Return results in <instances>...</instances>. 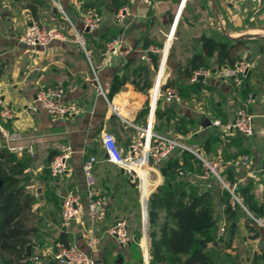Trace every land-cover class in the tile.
Listing matches in <instances>:
<instances>
[{
  "label": "crops",
  "instance_id": "crops-1",
  "mask_svg": "<svg viewBox=\"0 0 264 264\" xmlns=\"http://www.w3.org/2000/svg\"><path fill=\"white\" fill-rule=\"evenodd\" d=\"M81 1L84 7L96 8L102 16L100 26L84 34L85 48L97 80L78 45L55 41L47 48H29L20 41L25 28L33 22L64 34L69 33L70 25L82 31L72 0H59L62 12L52 8L47 0H0V111L6 108L13 113L12 119L1 123L13 139L9 145H31L35 152L33 160L16 155L27 159L25 173L31 179L28 191L35 200L27 214L26 227L32 241L30 258L39 256L40 261L30 264H55L50 257L58 243L76 247L90 256L93 264H145V253L141 249V245H145L149 264L147 226L144 234L142 218H138L133 204L132 188L136 183L106 161L100 137L104 132L112 133L125 154L137 134L136 127H144L150 120L154 131L155 110L172 108L173 103H166L158 96L151 111L153 87L147 95L135 91L132 85L123 87L110 101L106 95L113 76L116 72L121 75V68L128 59H139L149 66V54H158L161 59V55L152 50L167 49L164 66L160 68L159 61L154 83L159 71H162L161 86L177 80L176 68L187 65L194 54L201 52L203 35L230 43L241 38L236 49L237 61L251 64L244 87L237 89L231 81L216 75L197 80L203 86L199 95L181 98L172 108L177 118L189 122L185 126L188 133H178L170 125L160 134L178 137L189 150L208 161L218 162L220 175L230 183L253 184L255 200L264 203V0H157L149 5L136 0ZM121 7H127L128 16L118 24L115 13ZM171 32L173 35L168 41ZM116 35L123 41L120 52L104 62L106 45ZM144 43L148 44L147 49ZM158 44L162 48L155 47ZM208 65L206 69L212 73L220 70L215 57L208 59ZM97 84L104 97L98 94ZM42 86L62 87L63 103L75 105L79 113L63 121L51 119L35 102ZM249 91L255 96L251 108L255 134L244 138L226 126L233 120L239 101ZM147 106L148 114L143 115ZM214 121L222 126H212ZM2 147L7 148V144L0 137ZM65 152H71L70 174L50 177L46 170L49 161ZM180 152L174 151L171 157L180 159ZM93 155L98 159L94 168L95 189L107 204L105 219L98 223L91 222L87 215L88 200L81 169L83 160ZM242 157L247 159L246 166L232 165ZM192 168L180 169L186 172L182 177L199 190L211 191L217 226L227 225L224 210L229 199L227 203L223 200L224 191L214 179L206 188L197 178L202 172L201 165ZM178 171L163 177L156 167L146 177V171L141 170L140 204L143 206L149 192L155 191L165 180L182 178L177 176ZM70 190L77 194L81 212L64 226L61 204ZM243 211L252 218L246 208ZM244 213H236V221L232 223L236 228L228 249L222 244L217 249L206 245L208 250L214 251L216 264H253L254 258L264 253V234L253 238L254 233L245 225ZM253 220L257 224V219ZM117 221L127 224L129 241L125 245H119L107 233V228ZM137 237L139 242L135 245ZM228 237L226 230L223 239L228 240Z\"/></svg>",
  "mask_w": 264,
  "mask_h": 264
},
{
  "label": "trees",
  "instance_id": "trees-1",
  "mask_svg": "<svg viewBox=\"0 0 264 264\" xmlns=\"http://www.w3.org/2000/svg\"><path fill=\"white\" fill-rule=\"evenodd\" d=\"M239 46V41L223 42L213 36L203 35L200 40L201 52L194 54L187 65L176 68L179 78L163 84L160 91L163 92L169 87L177 88L182 99L199 95L203 86L199 81L190 83L193 73L206 69L209 66L208 59L213 57L220 69L233 64L237 61L236 49ZM143 47L147 49L148 44L144 43ZM155 47L162 48V45ZM148 57L151 66L131 58L121 68V75L115 73L106 95L109 101L126 85H132L135 91L147 95L148 90L153 87V79L160 61L158 54L151 53ZM142 114H148V106ZM155 121V133L167 131L170 125L178 133H188L185 126L189 122L177 118L176 111L172 108L155 110ZM180 154V159L171 155L157 166L163 177L180 169H193V165L200 167V161L188 151H182ZM27 159L10 153L7 148H0V264H30L24 257L25 247L32 243L26 222L27 214L35 200L28 191L31 179L25 173ZM252 185L249 183L238 186L237 193L243 197V205L252 218H263L264 221V203L255 200ZM223 195V200L227 203L228 194L224 192ZM212 198L211 191L193 187L186 177L165 180L150 194L146 220L149 264H216L214 251L202 249L199 242L203 241L214 249L222 244L228 249L236 228L235 224H231L236 221L237 211H244L240 207L232 209L226 204L224 215L229 237L228 240H217V222L213 217ZM244 216L248 231L254 233L253 238L258 237L259 233L264 234V229L251 217L245 213ZM62 241L66 244L64 239ZM138 242L137 237L134 244L138 245ZM262 259L264 254L255 257L253 264H258Z\"/></svg>",
  "mask_w": 264,
  "mask_h": 264
},
{
  "label": "built area",
  "instance_id": "built-area-1",
  "mask_svg": "<svg viewBox=\"0 0 264 264\" xmlns=\"http://www.w3.org/2000/svg\"><path fill=\"white\" fill-rule=\"evenodd\" d=\"M53 4L59 11L62 9L59 4V0H47ZM139 3L149 5L157 0H136ZM73 6L76 12L80 16L82 24V31H78L72 25L68 34L58 31L54 28H48L41 26L35 22L28 25L20 41L23 45L29 48H47L51 43L55 41H61L68 44L78 45L86 54L87 59L91 65L90 58L86 51L85 43V31L94 32L102 23V16L96 8L84 7L81 0H72ZM128 16L127 7L119 8L115 13V21L118 24H122L125 18ZM173 32H171L167 38L168 41L172 38ZM122 37L116 35L106 45V49L103 53L104 62L110 57L119 54L122 47ZM167 49L152 50V52L159 53L161 55L160 68H163L165 63ZM145 60H148L145 59ZM251 69V64L248 61L239 60L235 61L231 65L222 67L217 72H211L207 69H199L193 73L191 82H196L198 78L206 79L212 75L227 79L232 82L233 86L237 89H242L244 83L248 77V73ZM92 73L96 78V71L91 65ZM161 73L157 74L156 81L153 86V94L151 96L150 110H154V105L158 96L162 97L166 103L178 104L181 102V97L177 89L173 87L166 88L163 92H160L161 87ZM97 92L100 96H103V92L100 86L97 84ZM64 90L59 86H42L35 98V102L42 108V110L53 120L63 121L67 118L75 117L79 110L73 104L63 103ZM255 104V96L252 92H247L245 96L239 101V106L235 112L234 118L226 128L230 131H234L237 135L245 138H251L255 134L254 116L251 108ZM13 113L4 108L0 111V120L8 121L12 119ZM0 121V137H2L7 144V150L15 155H25L28 159L33 160L35 158V152L31 145H9L13 139L9 136L7 131L2 126ZM212 126L221 127L222 125L218 121L212 122ZM137 134L135 138L131 140L128 145L127 152L124 154L118 146L117 140L112 133L104 132L101 134L100 141L102 149L106 156V161L117 168L121 169L128 178L133 182L139 184V191L141 190V170L146 171L145 175L148 177L149 172L156 168L161 162L168 159L174 151H188L191 152L201 163L202 172L197 178L205 184L206 188L210 187L209 181L214 179L219 187L228 194V206L232 209L240 207L245 210L243 205V198L237 193L238 183H230L220 175V164L218 162H212L204 159L199 153L189 150L184 146L180 138L169 137L162 134L155 133L152 129V122L148 120L144 127H136ZM71 157V152H65L61 155L53 157L47 165V173L50 177H58L61 175H69L70 170L68 162ZM98 164L96 156H88L82 163V174L85 183L86 195H87V215L91 222H102L106 216V201L103 197L97 193L96 179L94 176V168ZM232 165L246 166L247 159L242 157L239 160L233 161ZM186 172L180 170L177 172L178 177L185 176ZM149 188V187H148ZM151 191L148 194L150 195ZM148 197L146 202L148 201ZM78 196L74 191H68L63 197L61 204L60 217L62 224L66 226L72 221L81 211L78 207ZM142 205V203H141ZM257 224L264 228V222L261 219L256 220ZM227 230L225 223L218 226L216 231V239L223 238ZM108 235L114 237L119 245H125L129 241V235L127 230V224L125 221H117L107 228ZM141 249L145 253L144 263L147 264V250L145 245H141ZM264 254V253H263ZM29 262L38 263L40 261L39 256H34L28 259ZM50 261L55 264H93V260L87 254L81 252L74 246H67L62 243H58L55 246V252L51 255ZM264 264V259L261 260Z\"/></svg>",
  "mask_w": 264,
  "mask_h": 264
},
{
  "label": "water",
  "instance_id": "water-1",
  "mask_svg": "<svg viewBox=\"0 0 264 264\" xmlns=\"http://www.w3.org/2000/svg\"><path fill=\"white\" fill-rule=\"evenodd\" d=\"M178 15H179V12L177 14L176 19L178 18ZM85 33H88V31L86 30ZM239 40H241V38L236 39V41H239ZM198 80H203V78H198ZM171 107L174 108L175 104L174 103L171 104ZM162 182H164V179L162 180ZM146 220H147V202H145V204L142 206V228L144 230V234H146ZM232 226H233V224H232ZM217 229H218V226L215 227L216 231H217ZM199 243H200L202 249L206 248V244L203 241H200ZM24 257L26 259H29L31 257V246L30 245H27L25 247Z\"/></svg>",
  "mask_w": 264,
  "mask_h": 264
},
{
  "label": "rangeland",
  "instance_id": "rangeland-1",
  "mask_svg": "<svg viewBox=\"0 0 264 264\" xmlns=\"http://www.w3.org/2000/svg\"><path fill=\"white\" fill-rule=\"evenodd\" d=\"M50 5L52 6V8H55L56 10H58L53 4L50 3ZM150 179L153 180L154 176L151 175ZM132 194H133V196H132L133 197V204L135 205V211L137 213V216H138V218L139 217L142 218V210H141L142 205L140 204L141 198H140V194H139V184L136 183L134 185V187L132 188ZM0 258H1V255H0Z\"/></svg>",
  "mask_w": 264,
  "mask_h": 264
}]
</instances>
